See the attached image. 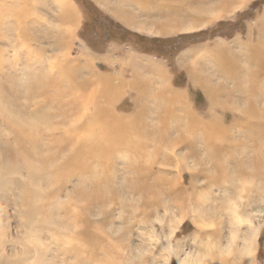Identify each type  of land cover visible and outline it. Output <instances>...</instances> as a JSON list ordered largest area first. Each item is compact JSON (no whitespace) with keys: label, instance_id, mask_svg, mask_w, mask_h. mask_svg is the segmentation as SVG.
<instances>
[{"label":"rangeland","instance_id":"1","mask_svg":"<svg viewBox=\"0 0 264 264\" xmlns=\"http://www.w3.org/2000/svg\"><path fill=\"white\" fill-rule=\"evenodd\" d=\"M64 1L0 0V264H264V0Z\"/></svg>","mask_w":264,"mask_h":264},{"label":"bare ground","instance_id":"2","mask_svg":"<svg viewBox=\"0 0 264 264\" xmlns=\"http://www.w3.org/2000/svg\"><path fill=\"white\" fill-rule=\"evenodd\" d=\"M19 1V0H18ZM57 2H58V6L60 7L59 9L61 10V11H59V12H61V14L60 15H67V11H66V8L68 7V4L66 3V1H64V0H56ZM134 1V0H133ZM137 1V3H141L142 5H147V3H152V1H156V0H136ZM159 1H161V4H159L160 5V7H158V8H155V9H150V8H147V6H142L143 8H142V10L141 11H138L139 13V15H146V14H148V13H151L152 14V16L154 15V14H161V15H164V16H166V15H168L169 13V11L167 10V8L166 7H168V3H167V1H176V2H183V3H185L186 2V0H159ZM195 1H198V0H195ZM222 2V4H223V0H221ZM225 1V0H224ZM25 2V1H24ZM28 2V1H27ZM236 2V1H235ZM242 2V1H241ZM21 3V2H20ZM31 3V2H30ZM120 3V2H119ZM183 3H180L179 5H178V7L179 6H182L183 5ZM239 3V2H238ZM125 5V4H124ZM149 5V4H148ZM230 5H231V2H230ZM229 5L228 4H223L222 5V7L224 8V7H228ZM25 7V6H24ZM125 7V6H124ZM121 9V10H120ZM120 9H119V12H121L122 14L123 13H128V14H131V12L129 13L128 12V10H130V9H123V8H121L120 7ZM46 10V9H45ZM179 10V9H178ZM178 10H177V13H178ZM19 12V11H18ZM29 13V12H28ZM133 14H137V13H133ZM178 17V16H177ZM138 19V18H137ZM178 21V20H177ZM133 22V21H132ZM136 22V21H135ZM143 22V21H142ZM179 22V21H178ZM147 23V22H146ZM134 24V23H133ZM153 25V24H152ZM24 30L22 29V28H20L19 30H18V32H17V38H18V40H19V37H24L25 36V32H23ZM23 32V33H22ZM62 41V40H61ZM23 43V42H22ZM25 43V42H24ZM226 56H217L216 58L217 59H219L220 61H222V63L224 64L223 66H222V68H219V72H224L225 70H228V73H229V71H231V69H232V65L231 64H229L227 61H228V59H226L225 58ZM248 61H256V66L259 68V69H261V70H264V30H263V32H262V34H260V36L257 38V43H256V45H253V47H252V50H251V53L249 54V59H247ZM152 69V68H151ZM263 73V72H262ZM220 76V75H219ZM222 77V76H221ZM223 80V79H222ZM220 82V81H219ZM205 84H208L207 82L205 83ZM206 86V85H205ZM207 88H209L210 90H211V92L213 93V95L215 96V98H218V95H221V92L223 91V88H222V86L221 85H219V86H216L214 89H212L211 87H209V86H206ZM55 88V87H54ZM234 88V87H233ZM239 91H241L240 93L238 92V94H237V97L239 98V99H241V97H242V95H244V89H241V90H239ZM104 93H105V96H106V94H107V91H104ZM228 93H232V91L231 92H228ZM231 95H233V94H231ZM97 104H99V103H97ZM138 106V105H137ZM97 113H96V117H98V118H103V121L105 122L104 124H107V123H110L112 126H115V127H117V128H115V130H111V131H109V130H104V132L105 133H108V134H111V133H118L119 132V129H121V128H123V126H124V124H125V122H123V120H121L120 118H118V117H116V116H114V115H112L111 113H110V109L109 108H107V109H105V108H103L100 104L97 106ZM109 112V113H108ZM112 112V111H111ZM242 113H243V115H242V117L240 118V120H241V122H240V125H243L244 126V109H242ZM137 114H139V113H137ZM137 117H138V115H136ZM125 125H127V124H125ZM136 125V124H135ZM141 125V124H140ZM30 126H32V124H30V125H28V126H26V127H24V129H20L19 131H18V134H19V136H20V138L22 137V142L25 140V139H27V138H30V140L32 139L33 141H35V139H37V137H38V135H36V136H33L32 134H31V130H30ZM108 127V126H107ZM126 127V126H125ZM139 128V127H138ZM78 129V128H77ZM104 129H106V128H104ZM112 129V128H111ZM132 129H134V128H132ZM221 131V130H220ZM139 132V131H138ZM123 133V132H122ZM133 133V132H132ZM233 133V132H232ZM136 134V133H135ZM117 135V134H116ZM132 136V135H131ZM138 136V135H137ZM179 136V135H178ZM108 137V136H107ZM142 137V136H141ZM185 137V136H184ZM209 137H210V134H209ZM212 137V136H211ZM109 138H110V135H109ZM114 138V137H113ZM119 138H122V135H121V137L119 136ZM139 138V137H138ZM177 139H173V140H171L170 141V144H172V145H176V144H178V143H180L181 141H183L182 140V136H180V137H176ZM217 138V137H216ZM126 139V138H125ZM211 139V138H210ZM212 139H214L215 140V138H212ZM219 139V138H218ZM213 140V141H214ZM224 140V139H223ZM231 140V139H230ZM26 141V140H25ZM21 142V143H22ZM105 144V143H104ZM25 145V144H24ZM23 145V146H24ZM85 145H86V142H85V139L83 140V142H82V146L83 147H85ZM91 145V144H90ZM131 145V144H130ZM213 145V144H212ZM215 145V144H214ZM22 146V145H21ZM20 146V147H21ZM216 147H218V145H215ZM121 147H123V146H121ZM24 148V147H23ZM131 148H132V146H131ZM22 149V148H21ZM86 150H88V149H86ZM98 150V149H97ZM129 150V149H128ZM133 151V150H132ZM160 152V151H159ZM207 154H208V152H207ZM79 155V154H78ZM95 155V154H94ZM229 155V154H228ZM220 156H222L221 154H220ZM225 156V155H224ZM223 157V156H222ZM227 157V156H226ZM235 157V156H234ZM139 158V157H138ZM228 158V157H227ZM229 159V158H228ZM213 160H215V161H220V160H222V159H218V160H216V158L213 156ZM224 161V160H223ZM141 162V161H140ZM47 163H49V161H47ZM213 165V164H212ZM218 166V165H217ZM219 167V166H218ZM217 167V168H218ZM221 169V168H220ZM219 169V170H220ZM136 171H138V170H136ZM237 172V171H236ZM237 174H239V173H237ZM223 175V174H222ZM137 178V177H136ZM135 179V178H134ZM145 184V183H144ZM150 187V186H149ZM180 188V187H179ZM142 189V188H141ZM144 189V188H143ZM192 189V188H191ZM139 190V189H138ZM141 191V190H140ZM170 191V190H169ZM137 193V192H136ZM184 193V192H183ZM183 195V194H182ZM148 202V201H147ZM99 232V231H98ZM86 234V233H85Z\"/></svg>","mask_w":264,"mask_h":264}]
</instances>
